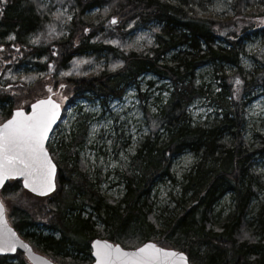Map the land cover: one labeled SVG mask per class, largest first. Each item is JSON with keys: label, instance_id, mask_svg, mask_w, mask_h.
Here are the masks:
<instances>
[{"label": "trees", "instance_id": "1", "mask_svg": "<svg viewBox=\"0 0 264 264\" xmlns=\"http://www.w3.org/2000/svg\"><path fill=\"white\" fill-rule=\"evenodd\" d=\"M177 1L0 0V105H8L0 110V122L9 118L13 108L28 109L31 101L49 95V87L65 107L86 96L102 103L119 98L127 85L139 88L137 77L148 72L170 79L173 88L156 114L144 106L150 132L130 156L128 167L121 170L125 189L121 199L101 191L100 175L95 178L96 173L78 154L81 145L75 131L56 148L48 144L58 167L53 194L33 196L19 179L8 181L2 188L0 196L11 225L59 264H90L89 247L94 238L108 239L125 248L153 241L184 251L190 264H264V197L258 199L257 211L251 206L259 197L260 186L253 168L255 155L264 152V144L252 148L245 139L244 111L248 95L257 85H264V68L247 72L239 55L241 39L251 34L248 30L254 28L252 22L264 11L254 10L255 0H234L233 14L204 15L190 5V0ZM40 3L47 7L38 8ZM105 3L107 11L103 7L94 17L85 16ZM58 6L74 12L71 22L67 24L66 17L57 19L53 15ZM113 16L118 23L110 25ZM150 21L160 25L151 27L153 44L142 49L126 47L124 35ZM48 23L55 28L51 36ZM65 28L67 35L63 34ZM39 34H43L40 42L32 43ZM223 39L230 47L219 42ZM111 40L120 44L106 42ZM172 52L170 62H165V56ZM78 61L84 63L77 65ZM110 61L115 67L106 64ZM51 63L55 67L49 73ZM222 63L236 69L224 73L220 71ZM207 64L215 67L223 82L222 89L214 94L196 79L197 70ZM22 65L34 68V73L13 79L16 68ZM90 65L97 71L90 72ZM236 77L243 83L236 85ZM61 84L65 87L60 88ZM38 88L43 94L31 97L27 104L30 97H26ZM236 88L239 92L233 96ZM203 97L218 105L219 112L216 110L211 120L194 124L188 107ZM186 151L197 160L182 176L175 207L165 216H156L151 192L157 182L178 181L172 164ZM227 194L233 203L222 216L214 207ZM85 207L99 218L101 229L95 227L98 223L92 215H83ZM38 224L51 234L33 232ZM11 258L17 259L15 264H30L20 251L0 256V264Z\"/></svg>", "mask_w": 264, "mask_h": 264}, {"label": "rangeland", "instance_id": "2", "mask_svg": "<svg viewBox=\"0 0 264 264\" xmlns=\"http://www.w3.org/2000/svg\"><path fill=\"white\" fill-rule=\"evenodd\" d=\"M173 2L177 3L178 1L173 0ZM233 3L234 0H190V5H193L195 8H197L201 14H213L215 16H225L226 13L233 14ZM107 5L108 4L105 3L102 4L101 7L95 6L87 11L85 16L94 17L99 12L100 8L104 7L106 9ZM252 7L255 11H257V9L264 11V0H255ZM52 8H55V6H52ZM58 10L65 12V15H62L63 17L61 16L62 18L67 17L68 15L73 18L74 12H72V10H68L66 6L56 7L55 12ZM71 21L72 19H66L67 24ZM50 22L51 21L49 20V23ZM53 22H55V20H53ZM252 23L254 24V28L248 30L251 34L245 37L243 36L241 42L239 43L240 62L249 73H254L264 68V15L256 18ZM154 25L160 26L157 22L150 21L147 25L149 27L140 26L137 31L125 34L124 39L126 38V43L128 42V45H133L130 47V49H142L145 48V46L152 45L155 36L151 27H154ZM45 32L47 33L48 29ZM67 33L68 28H65L63 34L67 35ZM141 35L144 36V39L140 40L139 43L136 44V38ZM38 37H43V34H39ZM105 39L109 40V38L106 37ZM149 39L151 40V43H149ZM219 42L224 47H230L226 39L219 40ZM184 49L185 48H183V50ZM173 54L174 52L168 54L163 60L165 62H170ZM104 63L105 62H99L98 65ZM106 64H110V67H113L114 65V63H111V61L106 62ZM115 64L117 63L115 62ZM51 65H53V67L52 69H49V71L52 70L53 72L55 66L53 63H51ZM91 65L89 67L90 72H96L97 70L95 71ZM235 69L236 67L231 64L222 63V70L220 71L225 70L224 73L228 74L232 73ZM33 71L34 68L22 65L18 70L16 68V75L13 77L19 76L22 78L21 76H24L25 73H31ZM9 76L10 75L8 74L5 76V78H9ZM219 76H221V74L216 73L215 67L212 64H207L199 68L196 72V79L199 81L198 84L202 85L205 90L210 92V94H214L222 89L223 82ZM137 82L139 84V88H137L135 84H129L127 85V88L121 97L114 98L112 100L109 99L106 101V103H102L101 100L92 98L90 96L78 98L66 108L64 117L51 134L49 140L51 145L56 148V146L61 145L63 139L66 141L67 138L73 136L72 132L75 131L77 139L79 140L78 143L81 145L79 146L78 154L84 161L85 166L89 167L93 172L96 173L95 178L97 177V174L100 175L101 181L99 185L101 191L105 195L113 197L117 200L121 199L125 193L124 180L120 175L121 170L122 168L128 167L130 164V156L136 153L140 142L144 140L150 132V127L148 126L147 118L145 116L144 106L149 109L150 113L156 114L160 109L162 101L167 98L170 90L173 89L170 79L157 76L151 72L138 76ZM165 93H167V96L164 95ZM37 94L38 96L43 94L40 88H38V90L32 91L26 97H30L27 104L33 99L31 97ZM129 94H131L133 98L128 102V107L121 113V115L129 117L130 113L133 114L131 117V123L128 124L126 128H122L120 125H117L115 122H113L111 128L115 130L117 135L113 137L110 134H106L108 133V130H106L103 125L109 116H115V113L112 112L113 103L118 102L120 104H124L125 97ZM141 94L143 95V98L141 97ZM248 98L249 99L244 106L246 119L245 139L251 144L252 148H254L259 144H264V85H257L248 95ZM136 99L141 101V103L136 105L135 108V112H139L140 114L138 117L139 123H137V118L135 117L134 110L132 108V105L135 104ZM217 106L218 105L212 103L209 98L203 97L193 101L188 107V112L191 115V120L194 124H196L202 121L213 119L216 115V110L219 112V108ZM7 107V104H5L4 107L0 105V110L3 111V109H7ZM94 108H98L100 111H92ZM153 108H155L156 111L153 112ZM197 109L201 111H197ZM120 123L123 125L125 122L121 121ZM93 125H98L99 127L95 137L92 139V143H89V139L91 138L89 133ZM133 127L136 128L135 134L131 132ZM107 140H112L113 143L111 145H106ZM133 145H135L134 149L129 151V148ZM108 147H111V152L107 150ZM121 152L124 153V157H126V159L121 157ZM101 157H103V163L100 161ZM255 158L256 160L254 162L253 168L258 174V185L262 186L257 187V195L259 197H255L251 203L253 209L252 211H257L256 205L258 203V199H262L264 197V152L257 153ZM196 160L197 157L191 152H183L174 160L172 164V172L175 174V176H177L178 181L173 182L169 179H165L164 181L157 182L151 192V201L153 203L152 211L156 216H165L175 207L177 198L179 197L182 176L191 170ZM22 201L23 203L27 202L26 199H22ZM232 203V196L227 194L224 198L217 202L214 210L216 213H220V215L224 216L231 209L230 207ZM10 206H12L11 203ZM32 211L35 210L32 209ZM83 215L86 217L88 215H92V220L97 221L98 223L95 227L98 229L102 228V223L99 221V218L90 207L84 208ZM32 231L36 232L37 234H51V231L46 229L41 224L36 225ZM30 243L37 250H39L38 244L35 242ZM89 252L92 258L91 243ZM16 262V258H11L6 264H15Z\"/></svg>", "mask_w": 264, "mask_h": 264}, {"label": "snow or ice", "instance_id": "3", "mask_svg": "<svg viewBox=\"0 0 264 264\" xmlns=\"http://www.w3.org/2000/svg\"><path fill=\"white\" fill-rule=\"evenodd\" d=\"M46 7L47 5L43 3L38 4V8L42 9ZM53 15L57 19H60L62 15H65V12L58 10ZM66 19L71 20L72 17L68 15ZM117 23V18L113 16L109 24L115 25ZM84 31L87 32L88 29H84ZM54 32L55 28L49 25V35L51 36ZM12 38L11 36L9 37V39ZM143 39V35L138 36L135 43L138 44ZM39 42L40 38L38 36L32 39V43L34 44H38ZM106 42L114 45L120 44L118 40ZM149 43H151L150 39ZM125 46L132 47L133 45ZM2 48L3 45H0V49ZM53 55H55V52ZM79 63H84V61H78L77 65ZM48 67L52 69L53 65L49 64ZM61 75H65V73H61ZM27 79L30 80L32 77H27ZM242 83L239 77L235 78L236 85ZM64 87L65 85H60V88ZM48 92H52L50 87L48 88ZM238 92L239 88H236L233 96H236ZM164 95L167 96V93ZM63 98L67 99V97ZM132 98V95L129 94L126 95L124 104L113 103L112 112L115 113V116H109L103 125L108 130L106 134H110L113 137L117 135L115 130L111 128L113 122L122 128H126L131 123L133 114L130 113L129 117H125L121 113L128 107V102ZM140 103L141 101L136 99L135 104L132 105L137 123H139L138 117L140 114L139 112H135V108ZM30 107V111H25L24 108L18 107L10 114L9 118L0 122V186H3L7 180L19 177L23 180L24 188L29 189L33 193L45 195L52 192L56 186V164L53 162L52 156L46 147V142L50 140V133L54 131L53 126L57 124V120L60 117L61 105L51 95H48L46 98L35 100ZM92 111L99 112L100 110L94 108ZM152 111L154 112L156 109L153 108ZM197 111L201 110L197 109ZM121 121L125 123L121 125ZM153 126H156L155 122H153ZM98 127V125L92 126L89 133L91 137L89 143H92ZM131 132L135 134L136 128L133 127ZM112 143V140H107L106 145H111ZM134 146H131L129 151H132ZM107 150L109 152L112 151L111 147H108ZM121 157L126 159L123 152H121ZM100 161L101 163L104 162L103 157L100 158ZM4 211V204L0 201V252H14L16 251L17 244H20L21 247L31 252L29 245L19 241L16 233L7 227L4 220ZM92 255L95 257L94 264H189L188 258L183 251L165 248L152 241L126 250L118 243L114 244L107 240L96 239L92 241Z\"/></svg>", "mask_w": 264, "mask_h": 264}, {"label": "water", "instance_id": "4", "mask_svg": "<svg viewBox=\"0 0 264 264\" xmlns=\"http://www.w3.org/2000/svg\"><path fill=\"white\" fill-rule=\"evenodd\" d=\"M52 72V70L50 71V73ZM51 96H52V98L54 99V100H56L58 103H60V105H61V113H60V117H59V119L57 120V124L56 125H54L53 126V129H55L56 127H57V125L59 124V122H60V120H61V118H62V114H63V106H62V103L60 102V101H58L52 94H50ZM48 96V95H47ZM47 96H45V97H41V98H38V99H43V98H46ZM37 100V99H36ZM35 101H33L32 103H34ZM31 103V104H32ZM31 104H30V106H31ZM29 106V109L28 110H26L25 108H24V110L25 111H30L31 110V107ZM18 108V107H17ZM20 108H23V107H20ZM16 109V108H15ZM15 109H13V111L15 110ZM12 111V112H13ZM50 135H51V133H50ZM46 147H47V142H46ZM49 151V150H48ZM50 153V152H49ZM51 155V154H50ZM53 159V158H52ZM53 162H54V160H53ZM55 163V162H54ZM56 164V163H55ZM56 175H57V165H56ZM15 179H21L22 180V178H15ZM11 180V179H10ZM7 181H9V180H7ZM7 181H5V183H4V185L6 184V182ZM22 184H23V180H22ZM3 185V186H4ZM55 185H56V176H55ZM3 186H0V191H1V189L3 188ZM56 187L57 186H55V189L52 191V192H50V193H47V194H45V195H40V194H38V193H33V192H31L29 189H26L28 192H30L31 194H33V195H35V196H37V197H45V196H48V195H50V194H52L55 190H56ZM0 201H2L1 200V197H0ZM3 202V201H2ZM4 204V203H3ZM4 207H5V205H4ZM4 220L6 221V224H7V227L8 228H11L15 233H16V235H17V237H18V239H19V241H21V242H23L24 244H27V245H29V247H30V249H31V252H29L28 250H26V249H24L23 247H21L20 246V244H17V247H16V251H14V252H0V256H4V255H14V254H16L17 253V251H21V252H23L24 253V256H25V258H26V260L30 263V264H45V262H47V264H58V263H56L55 261H53L51 258H49L48 256H46L45 254H43V253H40V252H38V251H36L34 248H33V246L28 242V241H26L21 235H19V233L15 230V228L9 223V221H8V218H7V213H6V208H5V211H4ZM96 239H101V240H107V239H102V238H95L94 240H96ZM107 241H109L110 243H113L112 241H110V240H107ZM146 242H148V241H146ZM153 242V241H152ZM156 243V242H155ZM114 244H116V243H114ZM119 244V243H118ZM121 245V244H120ZM159 245V244H158ZM159 246H161V245H159ZM121 247H123L122 245H121ZM163 247V246H162ZM91 248H92V242H91ZM124 248V247H123ZM165 248H167V247H165ZM126 250H128V249H132V248H125ZM170 249H174V248H170ZM175 250H177V249H175ZM178 251H182V250H178ZM184 252V251H183ZM185 253V252H184ZM91 254H92V252H91ZM185 255L187 256V258H188V255L185 253ZM92 258H93V261H92V263L91 264H94V260H95V257L92 255ZM188 262H189V258H188ZM189 264H190V262H189Z\"/></svg>", "mask_w": 264, "mask_h": 264}]
</instances>
